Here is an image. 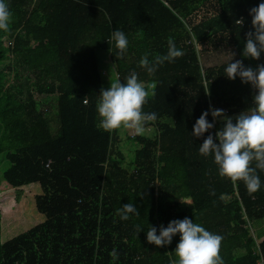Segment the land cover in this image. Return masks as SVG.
I'll return each mask as SVG.
<instances>
[{"label": "trees", "instance_id": "16d2710c", "mask_svg": "<svg viewBox=\"0 0 264 264\" xmlns=\"http://www.w3.org/2000/svg\"><path fill=\"white\" fill-rule=\"evenodd\" d=\"M5 2L12 18L0 31V153L9 164L1 176L18 193L39 185L33 202L43 219L4 240L0 211V264H170L179 234L157 247L146 233L185 217L222 237L224 264H264V238L256 242L250 228L264 219V171L257 170L260 190L249 195L242 181L218 175L213 156L199 153L223 124L199 139L191 134L210 106L230 117L252 106L251 85L224 75L230 61L203 71L200 54L233 47L232 62L264 63V53L258 61L241 55L249 9L264 0ZM117 29L129 41L122 58L111 40ZM169 38L184 55L149 74L141 58L165 55ZM102 59L115 80L135 72L146 86L156 84L143 108L157 114L148 124L152 137L126 135L138 145L132 167L123 165L117 130L97 128ZM129 202L140 215L121 220L118 210Z\"/></svg>", "mask_w": 264, "mask_h": 264}, {"label": "clouds", "instance_id": "9594fccd", "mask_svg": "<svg viewBox=\"0 0 264 264\" xmlns=\"http://www.w3.org/2000/svg\"><path fill=\"white\" fill-rule=\"evenodd\" d=\"M251 30L246 33L242 57L260 60L264 53V2L249 9ZM12 13L5 0H0V31L7 32L11 23ZM243 24V20H237ZM111 40L118 50L116 55L123 57L128 49L126 34L117 29L112 32ZM184 55L174 41L169 38L168 51L165 55H156L151 61L145 54L140 60V67L149 74H154L165 62L172 63ZM235 54L232 53V57ZM233 59V58H232ZM231 61L224 68V75L229 80L240 79L242 84L251 85L254 90L252 106L235 117L227 116L223 109L211 106L196 120L192 137H204L206 132L215 127L216 122L223 124L215 134H208L199 145L202 156H213L218 166V175L230 180L233 184L243 182L249 195L261 188V180L257 170L264 171V63L255 68L246 66L243 60ZM156 84L146 86L138 80L135 72L129 75L126 82L114 80L110 86L101 88L96 105L98 114L97 128L104 132L118 129H128L135 135H143L146 126L157 120V114L143 111L150 95L154 96ZM211 114L213 122L207 117ZM254 165V166H253ZM214 194V193H213ZM118 214L121 220H128L130 215L139 216L138 208L131 202L124 204ZM179 234V242L173 251L177 259H170V264H224L220 256L222 237L206 230L200 224L185 217L172 220L167 227L151 226L146 233L149 244L164 247L172 243L173 237ZM110 255L118 259V253L113 250Z\"/></svg>", "mask_w": 264, "mask_h": 264}, {"label": "rangeland", "instance_id": "374dc122", "mask_svg": "<svg viewBox=\"0 0 264 264\" xmlns=\"http://www.w3.org/2000/svg\"><path fill=\"white\" fill-rule=\"evenodd\" d=\"M202 14L203 9L200 10L199 16H201ZM197 49L199 51L201 48L197 46ZM211 51L212 50H207V52H205L204 57H202V53L200 54V62L203 71L206 70V68L208 67L231 61L232 58V60L237 58L235 49L233 47L224 48L219 52ZM232 53L235 54L233 57ZM97 56L98 58L104 59L105 54L99 51L97 53ZM108 59H106V61H108ZM106 61H102V65L104 67L102 69V72L105 71L104 73H106L103 76V80L106 84V87L108 88L110 86V82L115 80V72L111 67H109V65L107 67L104 66L108 63ZM42 108L46 111L50 110L49 105H43ZM50 116H54L52 112H50ZM52 120V127H56V120L54 118H52ZM154 131L155 128L147 125L144 134H146L148 137H152ZM129 133H131V135L134 134L128 129L122 128L117 130V135L119 139H121V142L123 141L122 143L120 142L122 145L121 151L123 153V157L126 158L125 161L123 158V165L127 167H132L131 161L134 158L135 149L138 148V145L137 143H131L132 141L127 140L129 138L126 137V135ZM8 164L9 163L6 160L4 153H0V211L3 216L2 237L4 240H7L14 235L28 230L33 225L37 224L41 219H43V216L37 212L33 202L34 196L41 191L39 185L36 183L26 185L20 190V197L17 198V195H19L20 192L18 193L15 188L8 186L6 182L2 180V171L8 166ZM250 228L253 232L256 242L264 238V219L263 221H257L253 224H250Z\"/></svg>", "mask_w": 264, "mask_h": 264}]
</instances>
